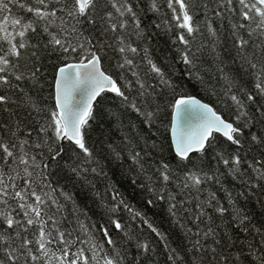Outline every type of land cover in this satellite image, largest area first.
I'll use <instances>...</instances> for the list:
<instances>
[{
  "label": "snow or ice",
  "instance_id": "1",
  "mask_svg": "<svg viewBox=\"0 0 264 264\" xmlns=\"http://www.w3.org/2000/svg\"><path fill=\"white\" fill-rule=\"evenodd\" d=\"M0 264H264V0H0Z\"/></svg>",
  "mask_w": 264,
  "mask_h": 264
}]
</instances>
